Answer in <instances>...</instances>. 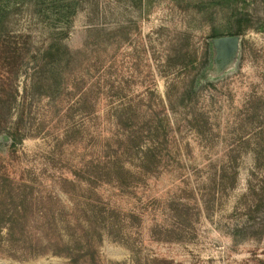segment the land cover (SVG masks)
Instances as JSON below:
<instances>
[{
  "label": "rangeland",
  "instance_id": "rangeland-1",
  "mask_svg": "<svg viewBox=\"0 0 264 264\" xmlns=\"http://www.w3.org/2000/svg\"><path fill=\"white\" fill-rule=\"evenodd\" d=\"M71 2L78 10L68 21H56L50 11L38 15L28 2H0L3 37L15 40L16 34L24 33L40 46L56 36L55 30L69 25L64 45L71 51L101 50L97 56L104 60L96 73L97 117L68 110L75 100L67 91L38 97L20 123L32 135L0 154V174L14 179L15 195L11 205L0 195V264H72L67 255L53 250L56 231L47 206L51 195L66 210L57 215V222L71 223L69 228L67 222H58L65 238L75 232L74 227L79 229L76 222L84 220L89 198L119 211L112 225H96L100 236L91 231L99 264H264V235L250 237L264 221V212L246 214L243 198L254 174H264V163L256 167L253 151L258 141L264 154V0L237 4L252 14L253 27L236 34L227 31L236 28L232 9L214 8L202 14L195 0L180 4L153 0L141 6L138 0ZM95 27L103 29L99 40L93 37ZM214 31L239 36L236 60L221 75L206 73L193 99H183L182 92L192 87L204 66ZM185 50L188 57L195 52L197 57L192 64L179 66L176 55ZM211 60L207 69L212 68ZM76 70L81 72L80 66ZM23 79L18 81L20 92ZM116 92L120 98L109 97ZM128 101L142 111L167 106L169 151L163 153L166 161L160 171L125 186L114 182L88 186L77 180L76 167L87 170L89 161L115 148L121 130L108 110ZM16 114L17 109L7 127L16 121ZM244 140L251 145H242ZM0 141L7 143L1 137ZM64 175L73 183L63 182ZM20 181L31 186L39 205L27 215L25 227L20 222L12 226V220L10 230ZM130 213L135 216L123 221L122 216Z\"/></svg>",
  "mask_w": 264,
  "mask_h": 264
},
{
  "label": "trees",
  "instance_id": "trees-1",
  "mask_svg": "<svg viewBox=\"0 0 264 264\" xmlns=\"http://www.w3.org/2000/svg\"><path fill=\"white\" fill-rule=\"evenodd\" d=\"M6 1V0H0ZM28 2L35 7L38 15L50 13L54 15L55 20H64L75 15L78 10L77 4L72 0H20ZM153 0H138L140 6L149 5ZM176 4H180L181 0H173ZM241 0H195V7L198 12L207 14L214 8L232 9L231 19L236 20V28L234 31L229 28L230 33H238L241 29L253 27L252 14L246 7L242 6L240 10L237 5ZM246 0H242L244 3ZM94 38L98 40L103 31L102 28L95 27ZM69 25L55 30L49 42L40 46L35 45L30 35L19 33L16 34L15 40L10 37H3L0 29V137L7 135L10 138L9 143L0 141V154L4 151L12 150L17 144L28 137L29 134L24 132L20 127L23 121L24 113L27 107H31L34 100L38 97H55L62 96L67 91V95L74 97L68 110L80 112L86 117H97L98 95L100 90V80L96 73L103 65V61L99 56L101 50L81 49L71 51L63 43L65 37L68 36ZM224 33L214 31L212 39L223 36ZM211 39V40H212ZM87 45V44H86ZM208 49L203 56V68L192 80V87L186 88L181 94L183 99H193L196 87L204 79V75L214 70L215 50L212 41L207 43ZM212 53L214 65L207 69L206 65L211 60L208 56ZM195 52V51H194ZM209 53V55H208ZM89 54V57H87ZM96 55V58H93ZM208 55V56H207ZM188 51L179 52L176 55V64L179 66H187L193 63L197 57L195 52L193 56L188 57ZM212 61V60H211ZM80 66L81 72H77ZM93 73V74H92ZM85 75H88L92 82H88ZM23 79L21 92L18 81ZM170 92V88L168 89ZM152 92L151 95H153ZM112 96L120 98V92H116ZM71 97V98H72ZM167 98L170 99L169 93ZM17 109L15 122L12 126L5 125L11 117L12 111ZM167 106L162 103L159 111L139 110L136 109L130 101L120 106L108 110L109 117L114 124L121 130L116 136L115 148L112 152H106L104 155L89 161L88 169L76 167L73 175L79 181H85L88 186L100 182H114L119 186L130 185L133 181L139 180L142 175L155 174L160 171L162 163H164V151H169L170 131L167 130L168 118L165 113ZM164 113L163 116H160ZM20 114V115H19ZM257 116L254 112L253 118ZM64 136L68 139V133ZM115 137V135H114ZM242 145H251L250 140H244ZM253 148L256 167L259 168L264 163V154L261 149L260 142H255ZM109 148L111 147L108 144ZM0 155V163L3 162ZM134 167V168H131ZM134 169V170H132ZM78 177V178H77ZM65 183H73L67 176L61 178ZM256 179V180H255ZM10 176L0 174V195L2 193L4 199L10 201L13 198V181ZM17 201L12 210L16 213L13 218H9V228L13 229L14 224L19 222L25 227L28 221V214L31 209L39 205L38 196H35L29 184L20 181L18 187ZM244 208L246 214L256 211L264 212V174L256 176L254 180L248 182L247 192L243 195ZM99 199V198H98ZM86 202L84 211V220H77L79 229L74 227L75 232L64 237L61 234L63 228L60 229L58 222L65 224L63 219L58 220L57 215L61 216L66 210L56 196L48 198V210L52 212L53 228L56 231L55 237L51 238L54 245V253H64L67 255L72 264H79L80 261H87L89 264H99L97 252L91 238V231H95L100 236V230L97 224L102 223L101 227H105L109 223L112 225L113 219H119L120 213L113 207L89 198ZM11 205V201H10ZM2 213V212H1ZM16 218L14 219V217ZM134 213L123 215V221H129ZM15 222H13V221ZM13 223H12V222ZM12 223V226H11ZM71 228V223L65 224ZM24 229V228H23ZM65 229V228H64ZM99 233V234H98ZM264 235V221L259 223L251 234V238L260 239Z\"/></svg>",
  "mask_w": 264,
  "mask_h": 264
},
{
  "label": "water",
  "instance_id": "water-1",
  "mask_svg": "<svg viewBox=\"0 0 264 264\" xmlns=\"http://www.w3.org/2000/svg\"><path fill=\"white\" fill-rule=\"evenodd\" d=\"M212 43L215 50V65L214 70L209 71L210 74L221 75L224 71L234 63L239 52V36L227 35L219 36L212 39ZM2 140L10 142V138L7 135H3Z\"/></svg>",
  "mask_w": 264,
  "mask_h": 264
},
{
  "label": "flooded vegetation",
  "instance_id": "flooded-vegetation-1",
  "mask_svg": "<svg viewBox=\"0 0 264 264\" xmlns=\"http://www.w3.org/2000/svg\"><path fill=\"white\" fill-rule=\"evenodd\" d=\"M214 65L213 59H212V66ZM214 68V67H213Z\"/></svg>",
  "mask_w": 264,
  "mask_h": 264
}]
</instances>
